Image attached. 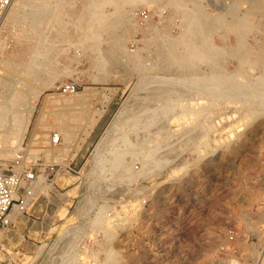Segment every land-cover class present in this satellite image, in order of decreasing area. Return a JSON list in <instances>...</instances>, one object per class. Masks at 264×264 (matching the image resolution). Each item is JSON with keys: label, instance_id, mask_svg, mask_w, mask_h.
Segmentation results:
<instances>
[{"label": "rangeland", "instance_id": "rangeland-1", "mask_svg": "<svg viewBox=\"0 0 264 264\" xmlns=\"http://www.w3.org/2000/svg\"><path fill=\"white\" fill-rule=\"evenodd\" d=\"M85 1H61L35 32H25L22 10L0 26V104L20 100L8 108L19 114L33 107L25 159L9 150L1 158L37 175L15 216L29 211L42 229L22 253L23 226L2 239L15 217L5 216L0 264H264V0H97L92 13ZM189 29L207 58L183 55ZM125 100L133 104L108 140L128 133L125 146L101 172L82 173ZM147 160L162 164L140 174ZM66 174L73 183L58 184Z\"/></svg>", "mask_w": 264, "mask_h": 264}, {"label": "bare ground", "instance_id": "bare-ground-1", "mask_svg": "<svg viewBox=\"0 0 264 264\" xmlns=\"http://www.w3.org/2000/svg\"><path fill=\"white\" fill-rule=\"evenodd\" d=\"M61 1L63 2L64 0H13L12 1V7H11V11L9 10L7 12H4V14L2 15V19L0 22V26L3 25V23L6 21H10L14 18V16L16 14L21 13V10L24 12V14L28 15L31 17V19L29 20V23L26 24V26L24 27L25 32L29 33L30 30L31 32H35L37 29V26H40L39 24L42 23L44 16L46 13L51 12V10L55 9V7L61 3ZM67 1V0H66ZM119 1V0H118ZM10 5V6H11ZM71 5V4H70ZM9 6V7H10ZM72 6V5H71ZM99 5L97 3V0H86L85 4L83 6V10L84 8L92 13L94 11H96L97 9H99ZM8 9V8H7ZM68 12V11H67ZM23 14V13H22ZM108 15V14H107ZM246 15V14H245ZM22 17V16H21ZM69 18V17H68ZM126 19H130V18H126ZM51 20V18H50ZM60 20V19H59ZM238 20V19H237ZM244 20V19H243ZM264 20V19H263ZM28 21V20H27ZM63 21V20H61ZM60 22V21H59ZM238 22V21H237ZM25 24V23H24ZM38 24V25H37ZM55 24V22H54ZM228 24V23H227ZM64 26V25H63ZM247 26V25H246ZM5 27V26H4ZM117 28V27H116ZM195 28V27H194ZM238 27H236L237 29ZM252 28V25H251ZM30 29V30H29ZM110 29V28H109ZM219 29V28H218ZM225 29V27L223 28ZM14 30V29H13ZM227 30H233L234 28L233 26L229 27ZM45 31V30H44ZM54 31L57 32L56 29H54ZM66 31V30H65ZM80 33L83 32V29H79ZM100 31V30H99ZM241 31V30H240ZM24 33V31H22ZM194 30H187L186 33H183L182 37L184 39H186L185 41H188V51L183 54L184 56H186L187 58L194 59L196 55H200L202 57H206L208 56V52L210 51L209 48H206L205 50L201 49L198 45L194 44V41L192 40L193 36H194ZM36 34V33H35ZM203 33H201L202 35ZM25 36V35H24ZM79 36V35H78ZM93 36V35H92ZM207 36V34H206ZM205 36V37H206ZM32 37V36H31ZM34 37V35H33ZM96 37V36H95ZM55 38H57V36H53V38H50L51 40H54ZM78 39V37H76ZM94 38V37H93ZM48 39V38H47ZM14 40V39H13ZM56 40V39H55ZM86 40V39H85ZM90 40V39H89ZM94 40V39H93ZM96 40V39H95ZM1 41V40H0ZM15 41V40H14ZM106 41V40H105ZM255 41V40H254ZM17 42V41H15ZM25 42V41H24ZM98 42V41H97ZM108 42V41H107ZM207 42V41H206ZM49 43V42H48ZM96 43V41L94 42ZM201 43V42H200ZM204 43V42H203ZM232 43V42H231ZM230 43V44H231ZM247 43V42H246ZM2 44V43H1ZM19 44V43H18ZM59 44V43H58ZM83 44V42H82ZM92 44V43H91ZM110 44V43H109ZM185 44V43H184ZM202 44V43H201ZM211 44V43H210ZM49 45V44H47ZM46 45V46H47ZM81 45V44H80ZM116 46V48L119 47V43H115L114 44ZM206 45H208L206 43ZM238 45V44H237ZM240 45V44H239ZM248 45V44H247ZM50 46V45H49ZM57 46V44H56ZM263 46V45H262ZM238 47V46H237ZM240 47V46H239ZM238 47V48H239ZM5 48V47H4ZM57 48V47H56ZM59 48V47H58ZM214 48H216L214 46ZM212 51H216L217 49H214ZM226 49V48H225ZM259 49V48H258ZM18 50V49H16ZM96 52L97 49L95 48ZM104 50V48H103ZM112 50V49H111ZM202 50V51H201ZM236 50V49H233ZM94 51V50H93ZM118 51V50H117ZM186 51V50H185ZM259 51V50H258ZM107 52V51H106ZM105 53V52H104ZM219 53V52H218ZM233 53V52H232ZM235 53V52H234ZM16 54V53H15ZM217 54V53H216ZM159 55V54H158ZM246 55V54H245ZM98 56V55H97ZM101 56V55H100ZM230 56V55H229ZM239 56V55H237ZM2 57V56H1ZM123 57V56H122ZM126 59L130 62L133 63L134 67H138L139 63H140V57H138L136 54L130 55L129 52L126 53L125 55ZM3 58V57H2ZM100 58V57H99ZM207 58V57H206ZM220 59V58H219ZM240 59V58H239ZM243 59V58H242ZM256 60V59H255ZM210 61V60H209ZM103 62V61H102ZM209 63V62H208ZM241 64V63H240ZM106 65V64H105ZM238 65V64H237ZM2 67V66H1ZM18 68V66H16ZM3 68V67H2ZM10 68V67H9ZM55 70V69H54ZM61 70V69H60ZM139 70V69H138ZM44 71V70H43ZM4 73V72H3ZM46 73V72H45ZM37 74V73H36ZM18 77V75H17ZM20 77V76H19ZM17 79V78H16ZM181 79V78H180ZM213 80V79H212ZM16 81V80H15ZM20 82V81H19ZM210 82V81H209ZM13 86V85H12ZM151 86V85H149ZM148 86V87H149ZM209 86V85H208ZM214 86V84L212 85ZM203 87V86H202ZM155 89V87H153ZM207 88V86H206ZM214 88V87H213ZM215 89V88H214ZM264 89V88H263ZM262 89V90H263ZM12 90V89H11ZM10 90V91H11ZM15 90V89H14ZM12 90V91H14ZM148 90V89H147ZM156 90V89H155ZM181 90V89H180ZM16 92V91H14ZM13 92V93H14ZM150 92V91H149ZM264 93V92H263ZM48 99V98H47ZM136 99V98H135ZM157 99V98H156ZM52 100V99H51ZM5 102L0 104V159L1 156L5 155L2 151L4 150H9L11 153V156H13V158H19L25 159L24 154L20 155L19 153H21L24 150V147L22 146V140H23V136H24V132L26 129V125L28 123V119H29V114L32 111L33 107L32 106H28L27 109L25 111L22 112V114L19 112H12V110H9L8 108L11 107L12 105H16L19 103L20 100L18 99H13V98H9L8 101L4 100ZM136 101V100H135ZM134 101V102H135ZM157 101V100H156ZM65 104V103H64ZM129 104H131L128 100H125L121 107L118 109V111L116 112V114L114 115L113 119L109 122V124L107 125L103 135L100 137L99 141L96 143V145L93 147V149L91 150L90 154L88 155V157L86 158V160L83 162L82 166H81V172L82 173H87L90 172L92 173V175H95L97 172H101V168H103L105 162L107 160H109L108 155L111 153H114V151L118 148H121L123 146H125V139H128L129 134L125 133L123 134V136L118 139L116 142H114L113 144L109 143L108 140L112 138V135L115 134L116 128L118 126L119 120L124 116L125 112L129 110ZM133 104V103H132ZM131 104V105H132ZM141 104V103H140ZM155 104V103H154ZM139 106V105H137ZM191 107V106H190ZM25 108V107H24ZM139 108V107H138ZM191 109V108H190ZM188 109V111L190 110ZM133 110V109H131ZM138 115V114H137ZM194 118V117H193ZM191 118V119H193ZM125 120V119H124ZM178 120V119H177ZM195 121V120H194ZM194 121H189V123L194 122ZM193 125V124H192ZM166 126V125H165ZM9 130V141L8 143L10 144L8 146V148H4L5 145H2V140L4 139L5 132H7ZM3 134V135H2ZM120 137V136H119ZM50 141L53 142V140L50 138ZM130 142V141H129ZM128 143V142H127ZM154 146H151L149 148L148 151H150L151 149H153ZM73 155V153H72ZM142 155H144L143 157H146L148 155V153H143ZM125 156L123 155V153H119L117 158H114L112 166L110 167V169L108 170V172L105 174L106 176H110L112 175V173H114L115 168L118 166V164L121 162V160L124 158ZM4 160V159H2ZM162 162H157V163H153L151 161H145V163L142 164L143 168L141 170H139L140 174L143 173H147V171H151L154 169H157L161 166ZM106 165V164H105ZM129 171L128 167H125L123 170H121L118 175L115 177L117 180H122L126 175L127 172ZM160 173V172H159ZM56 182L60 185H68L73 183V178L72 176H60L58 178H56ZM73 191V190H72ZM35 193V192H34ZM33 193V194H34ZM32 194V195H33ZM17 210L16 208H13L9 213L6 214V218L7 219H12L16 214H17Z\"/></svg>", "mask_w": 264, "mask_h": 264}, {"label": "built area", "instance_id": "built-area-1", "mask_svg": "<svg viewBox=\"0 0 264 264\" xmlns=\"http://www.w3.org/2000/svg\"><path fill=\"white\" fill-rule=\"evenodd\" d=\"M13 0H0V22L2 15L6 9L12 4ZM53 143L59 142L60 135L53 132L50 136ZM68 171L75 172L76 170L68 165ZM50 172L55 170L52 165L49 168ZM37 175L33 171L14 172L11 171L5 162L0 159V223L7 224L5 216L13 208H16L18 212H25L29 206L32 198L34 185L36 183Z\"/></svg>", "mask_w": 264, "mask_h": 264}, {"label": "crops", "instance_id": "crops-1", "mask_svg": "<svg viewBox=\"0 0 264 264\" xmlns=\"http://www.w3.org/2000/svg\"><path fill=\"white\" fill-rule=\"evenodd\" d=\"M81 152L82 151H80V153ZM32 204H34V201ZM28 212L29 211H27L26 213L28 215H17L12 220H10L9 225L6 227V231H3L5 232V235H3L2 237V239L5 238L6 242L9 244L11 239L13 237H16L14 235L15 233H12L13 230L10 229V226L13 225L23 226L22 231L16 233L17 235L16 238H18V243L15 245L16 249H18L22 253H28L32 251L31 248H34L35 246V242H34V240H36L35 236L36 234L37 235L40 234V232L42 231V229L38 227L40 221H38L37 218H31V213Z\"/></svg>", "mask_w": 264, "mask_h": 264}]
</instances>
